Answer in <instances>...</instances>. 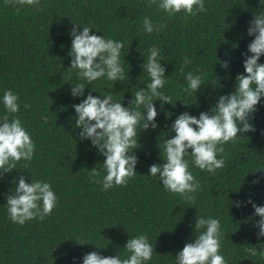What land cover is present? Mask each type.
I'll use <instances>...</instances> for the list:
<instances>
[{"label": "trees", "instance_id": "obj_1", "mask_svg": "<svg viewBox=\"0 0 264 264\" xmlns=\"http://www.w3.org/2000/svg\"><path fill=\"white\" fill-rule=\"evenodd\" d=\"M15 3L0 0V94L8 88L19 95L22 103L17 115L31 133L36 151L27 165L17 164L23 172L13 170L0 180V264H74V257L79 264V258L89 251L112 256L123 248L128 232L148 234L159 254L154 253L149 264H174L176 252L193 235L191 224L197 213L221 221L225 235L221 251L228 264H264V258L244 251L248 244L264 248V237L257 239V229L247 219L253 213L251 205L237 208L232 203L251 198L257 205L264 204V98L252 118L256 130L225 145L224 169L215 174L193 169L201 183L194 203L180 200L146 176L153 162L160 163L157 144L165 135L161 132L167 131L178 114L189 111L198 116L209 110L215 97L234 91L235 76L243 72L241 53L252 39L246 35V28L253 12L260 6L264 9V0H207L206 12L196 16L181 12L171 17L155 5L147 6L146 0H42L41 10L25 6L19 11ZM144 16L164 27L159 32L144 33ZM71 22L90 26L97 35L103 33L106 38L123 41L129 82H116L112 89L114 94L119 93L117 98L123 95V104L131 98L133 86L144 87L148 76L142 74L141 55L153 45L161 49L166 75L171 74L165 90L172 96V103L177 99L196 102L187 107L180 101L175 106L165 104L163 111L160 102H154L158 127L139 135L135 150L138 175L127 185L107 191L89 180L93 167L103 175L99 165L103 157L89 141H80L75 135L79 130L73 129L75 113L71 105L79 100L70 96L66 82L75 79L74 73L66 70L70 66ZM184 56L191 63L183 70L200 67L208 83L197 91L196 101L194 94L178 87V82L183 83ZM217 60H228L229 67L222 68ZM260 62L264 63V56ZM213 74L220 87L213 85ZM92 86L103 92L112 88V82L102 80ZM24 102L30 107L23 108ZM166 112L172 113L171 117ZM0 115H4L2 106ZM28 173L32 179L50 182L58 203L43 220L34 219L21 226L9 220L4 204L13 187L12 178L22 174L29 182ZM254 180L258 183L253 184ZM219 191L225 195L217 196ZM73 238L90 244H80ZM94 245L105 248L96 249ZM125 254L121 250V255Z\"/></svg>", "mask_w": 264, "mask_h": 264}, {"label": "clouds", "instance_id": "obj_2", "mask_svg": "<svg viewBox=\"0 0 264 264\" xmlns=\"http://www.w3.org/2000/svg\"><path fill=\"white\" fill-rule=\"evenodd\" d=\"M206 2L207 0H146V5H155L169 17L181 12L196 16L207 11ZM25 6L41 10L42 0H16L14 4L17 11ZM72 25L68 33L70 66L66 70L74 73L75 79H68L66 82L70 85V96L79 100L71 105L75 113L72 117L73 129L79 130L75 135L80 141H89L97 154L103 157V162L99 164L103 175L97 167H93L89 170V180L107 191L115 186L127 185L130 178L138 175L135 170L138 163L135 150L139 147V135L158 127V110L154 102H160L161 111L165 104L175 106L180 101L187 107L196 102L185 103L177 99L172 103V96L165 90L171 74L166 75V66L161 63L164 60L161 49L153 45L147 49L146 55L140 54L143 57L140 65L142 74L146 73L148 76L142 83L144 87L133 86L135 91H132L133 87L130 89L131 98L127 105L123 104V95L117 98L119 93L114 94L112 91L116 82H129V69L125 71L126 54L122 55L123 41L106 38L101 32V35H97L98 31L90 26L77 23ZM163 27L164 25H157L148 16L143 17L141 28L144 33L159 32ZM246 35L252 39L247 43L246 51L241 53L243 72L235 76L234 91L215 97L209 110L199 112L198 116L189 111L181 112L167 131L161 132L165 135L157 144L160 163L153 162L148 167L146 176L157 180L163 190L182 201L194 203L201 191L200 180L194 175L193 169L210 174L224 169L225 145L234 144L244 139L245 133L256 130L252 118L258 103L264 98V63L260 62L264 56V9L261 6L253 12ZM182 60L183 83L178 82V87L182 92L194 94L196 101L197 91L203 90L208 83L204 82V72L200 67L195 71L183 70L184 65L191 63L188 56L182 57ZM217 61L222 68L229 67L228 60ZM214 77L216 83L212 84L220 87L217 77ZM102 80L111 81L112 88L101 92L92 86L94 82ZM93 92L98 95H93ZM21 103L19 95L12 89L2 90L0 106L4 115H0V180L13 170L23 172L24 170L17 168V164L24 162L27 165L36 151L31 133L17 115L21 111ZM29 107L27 102L23 103V108ZM169 113L166 112L165 115L171 117L172 113L167 115ZM28 176L29 182L25 181L22 174L12 178L13 187L7 193L4 204L9 220L21 226L34 219L43 220L58 203L57 194L50 182L32 179L29 173ZM252 183L256 184L258 181L254 180ZM224 195L221 191L217 194L220 197ZM232 203L237 208L242 204L251 205L253 213L247 218L248 222L257 229L258 240L264 237V204L257 205L251 198L246 202ZM191 227L193 235L172 257L174 264H228L221 251L222 241L225 239L221 221L216 216L197 213ZM128 235L129 238L121 249L125 255H121V250L112 256L89 251L79 258V264H149L154 253H157L148 234L138 232L131 235L128 232ZM73 240L80 244H90L75 238ZM244 251L252 257L264 258V248H258L257 245L248 244ZM73 261L76 264L75 257Z\"/></svg>", "mask_w": 264, "mask_h": 264}]
</instances>
